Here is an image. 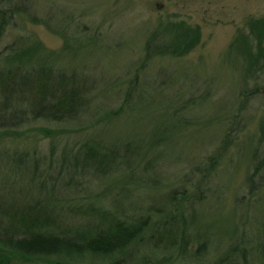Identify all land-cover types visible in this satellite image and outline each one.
I'll return each instance as SVG.
<instances>
[{"label": "rangeland", "instance_id": "374dc122", "mask_svg": "<svg viewBox=\"0 0 264 264\" xmlns=\"http://www.w3.org/2000/svg\"><path fill=\"white\" fill-rule=\"evenodd\" d=\"M11 6L16 12L0 38V53L41 42L53 52L47 62L83 72L94 82L97 103L113 113L95 129L64 130L59 139L44 134V127L63 125L44 120L21 127L22 138L0 136L2 193H37L39 184L6 154L37 150L50 156L53 146L59 154L89 135L123 151L131 141L150 154L145 160L157 164L155 173H141L150 187L129 202L153 206L152 225L144 235L148 242L155 232L160 235L168 216L184 214L186 206L196 237L190 253L197 250L199 238L211 240L212 250H207L208 262L190 255L174 264H209L217 249L223 254L236 241L240 250L249 251L246 261L242 252L234 261L264 264L257 245L264 230V188L252 196L246 183L260 144L264 95L249 96L247 102L241 90L243 60L229 53L247 19L264 17V0H12ZM169 22L199 27V45L183 57L145 61L148 40ZM135 81L143 86L126 105L127 88ZM212 156L219 163L209 178L206 167ZM104 182L96 179L86 190L100 192ZM173 193L175 205L169 199ZM143 242L137 246L153 256Z\"/></svg>", "mask_w": 264, "mask_h": 264}, {"label": "trees", "instance_id": "16d2710c", "mask_svg": "<svg viewBox=\"0 0 264 264\" xmlns=\"http://www.w3.org/2000/svg\"><path fill=\"white\" fill-rule=\"evenodd\" d=\"M11 5L12 0H0V38L16 12ZM200 41L199 27L185 22L161 24L146 44L145 61L158 56L183 57ZM51 53L37 41L0 53V136L12 133L11 137L22 138L21 127L44 120L67 128L44 127V134L59 139L64 130L95 129L101 119L112 116L113 112L97 103L94 82L78 69L47 62ZM229 53L243 60L241 90L247 102L249 96L264 95V86H260L264 82V17L247 19ZM141 85L135 81L127 88L126 105ZM262 123L260 144L253 151L252 171L246 180L252 196L264 188V119ZM125 145L126 151L119 150L117 144L89 135L59 154L55 146L50 156L37 150L6 154L39 184L37 193L17 192L18 197L0 190V264H174L190 255L207 261L211 240L199 238L197 250L190 253L196 237L190 232L186 206L184 214L168 216L159 227L160 235L155 232L152 240L145 239L153 206L131 205V199L150 187L141 173H155L157 164L145 160L150 154L138 151L140 147L134 148L131 141ZM210 159L209 178L219 163L215 156ZM96 179L105 181L106 187L97 193L87 191L85 185L94 187ZM176 193L169 194L171 205L176 203ZM261 233L257 245L264 254V230ZM137 242L149 245L155 254L147 255ZM240 244L236 241L223 254L213 249L218 254L209 264H239L233 260L238 252L246 261L249 248L240 250Z\"/></svg>", "mask_w": 264, "mask_h": 264}]
</instances>
